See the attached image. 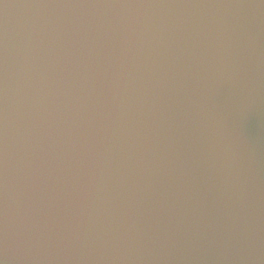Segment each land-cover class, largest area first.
I'll list each match as a JSON object with an SVG mask.
<instances>
[{"label": "water", "instance_id": "obj_1", "mask_svg": "<svg viewBox=\"0 0 264 264\" xmlns=\"http://www.w3.org/2000/svg\"><path fill=\"white\" fill-rule=\"evenodd\" d=\"M0 264H264V0H0Z\"/></svg>", "mask_w": 264, "mask_h": 264}]
</instances>
